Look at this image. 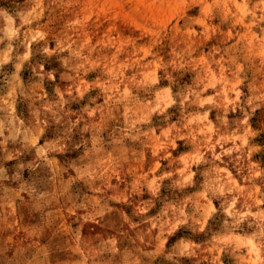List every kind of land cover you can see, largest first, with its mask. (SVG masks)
Masks as SVG:
<instances>
[{
    "label": "rangeland",
    "instance_id": "rangeland-1",
    "mask_svg": "<svg viewBox=\"0 0 264 264\" xmlns=\"http://www.w3.org/2000/svg\"><path fill=\"white\" fill-rule=\"evenodd\" d=\"M0 264H264V0H0Z\"/></svg>",
    "mask_w": 264,
    "mask_h": 264
}]
</instances>
